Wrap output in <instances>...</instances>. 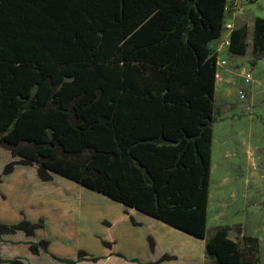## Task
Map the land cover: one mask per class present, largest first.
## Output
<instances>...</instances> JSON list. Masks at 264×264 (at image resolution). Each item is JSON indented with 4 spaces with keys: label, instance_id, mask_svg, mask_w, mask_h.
<instances>
[{
    "label": "trees",
    "instance_id": "obj_1",
    "mask_svg": "<svg viewBox=\"0 0 264 264\" xmlns=\"http://www.w3.org/2000/svg\"><path fill=\"white\" fill-rule=\"evenodd\" d=\"M227 5L0 0V148L15 159L0 183L17 166H31L42 182L60 176L206 240L217 123L218 55L210 44L225 31ZM63 6L77 8L75 16L59 20L54 8ZM247 39V25L232 30L230 53L245 55ZM253 51L256 65L264 57L263 17L255 19ZM45 226L44 218L0 223V242L18 232L35 237ZM29 244L35 256L50 252L48 240ZM257 253L258 240L237 229L206 240L216 264H259ZM52 257L65 264L106 259L85 250L76 259ZM175 259L165 254L154 264Z\"/></svg>",
    "mask_w": 264,
    "mask_h": 264
},
{
    "label": "rangeland",
    "instance_id": "obj_2",
    "mask_svg": "<svg viewBox=\"0 0 264 264\" xmlns=\"http://www.w3.org/2000/svg\"><path fill=\"white\" fill-rule=\"evenodd\" d=\"M257 17H264V0H228L225 31L210 44L211 51L218 55L219 77L206 240L221 228L237 229L242 237L258 240L257 257L259 264H264V57L252 64L256 59L253 30ZM243 25L248 26V46L245 55L236 56L229 51L230 33ZM3 160L1 156L0 168ZM65 181L56 180L43 189L48 202L43 217L46 226L32 241H50L49 254L26 253V239L17 236L1 245L0 259L10 260L26 253L28 264H65L52 255L76 259L78 251L85 250L106 259L79 264H133L132 260L135 264H154L166 253L184 255L187 261L176 256V260L161 264H199L200 245L206 240L166 228L163 223L90 190L77 191ZM0 200L9 202L4 194ZM56 206H60L65 220L57 218ZM130 217L138 226L132 224ZM149 235L156 241L154 252L149 247ZM101 240L114 243L113 249L105 248ZM202 257V264H216L206 252H202Z\"/></svg>",
    "mask_w": 264,
    "mask_h": 264
},
{
    "label": "crops",
    "instance_id": "obj_3",
    "mask_svg": "<svg viewBox=\"0 0 264 264\" xmlns=\"http://www.w3.org/2000/svg\"><path fill=\"white\" fill-rule=\"evenodd\" d=\"M35 10L41 11V9H35ZM54 10H58V13H60V16H57V17H59V20H64V19H68L72 16H75L74 12H76L78 9L75 7H72V6H63V7H59L56 9L54 8ZM41 14H42V12H41ZM1 156H3L4 160H3V164L0 168V175L3 173L5 166L7 164H9L10 162L15 160L12 157V155L3 148H0V158H1ZM56 180L57 181L58 180H64V178H62L60 176H55L54 181H52V182H55ZM66 181L70 185L75 186V187H73V189L75 188L77 191L81 190L82 187H80L79 185H77V184H75L69 180H66ZM52 182H49V183H52ZM47 184H48V182H42L39 179V177L37 175L36 168L31 167V166H17L11 174L4 176L3 181L0 183V198H1V195L4 194L7 196L9 202L4 203L2 200H0V223L13 225V224L20 223L23 219H27L33 223H37L40 219H42L45 216V214L47 213V208H48V205H47L48 202L46 200V197L43 195V189ZM7 204L11 205V208ZM55 210L57 211V218L58 219H60V220L66 219L64 217V214L59 212L61 210L60 206H56ZM165 226L167 228V225H165ZM178 232L182 233L180 231H178ZM17 236H23L26 239L25 243H28L26 253L30 252V250H29L30 244L29 243H33L32 240L34 239V237L29 238L23 232H18L15 235H8V236L3 237L2 242H0V247L5 241L12 240ZM149 237L153 238V240L155 242V249H156V241H155L154 237L152 235H149L148 238ZM148 238H147V240H148ZM200 241H204V240H200ZM110 243H112V242H110ZM113 246H114V243H113ZM200 250H201L200 251L201 260L199 261V264H202V259H203L202 252H204V253L206 252V242H204V243L201 242ZM26 253L22 254L20 257H12L11 259H14V258H23L24 259L27 256ZM166 254L170 255L169 253H166ZM172 254H174V253H172ZM170 256H175V257L176 256H178V257L183 256V259H184L183 261H187V257L184 255L174 254V255H170ZM176 259H177V257H176ZM157 261H155V262H157Z\"/></svg>",
    "mask_w": 264,
    "mask_h": 264
},
{
    "label": "built area",
    "instance_id": "obj_4",
    "mask_svg": "<svg viewBox=\"0 0 264 264\" xmlns=\"http://www.w3.org/2000/svg\"><path fill=\"white\" fill-rule=\"evenodd\" d=\"M217 77H219V75L217 74Z\"/></svg>",
    "mask_w": 264,
    "mask_h": 264
}]
</instances>
